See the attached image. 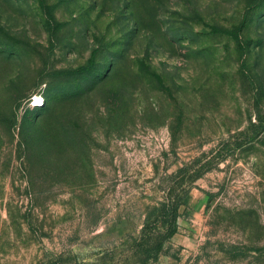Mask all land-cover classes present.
Masks as SVG:
<instances>
[{
    "label": "rangeland",
    "instance_id": "obj_1",
    "mask_svg": "<svg viewBox=\"0 0 264 264\" xmlns=\"http://www.w3.org/2000/svg\"><path fill=\"white\" fill-rule=\"evenodd\" d=\"M145 260L264 264V0H0V264Z\"/></svg>",
    "mask_w": 264,
    "mask_h": 264
},
{
    "label": "trees",
    "instance_id": "obj_2",
    "mask_svg": "<svg viewBox=\"0 0 264 264\" xmlns=\"http://www.w3.org/2000/svg\"><path fill=\"white\" fill-rule=\"evenodd\" d=\"M184 204L182 201H180L177 205H175L172 209V219H173V224H172V227L167 235V237H171L172 235H174L176 233V224H175V221H176V218L178 216V209H180V207H182ZM161 246L162 244L161 243H158L156 245H154L152 247V249H150V251L153 253L152 254V259L153 260H156L157 259V254L159 252V250L161 249ZM146 263V260L143 262V264Z\"/></svg>",
    "mask_w": 264,
    "mask_h": 264
}]
</instances>
